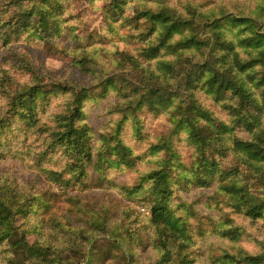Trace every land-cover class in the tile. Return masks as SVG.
Segmentation results:
<instances>
[{
	"label": "trees",
	"instance_id": "trees-1",
	"mask_svg": "<svg viewBox=\"0 0 264 264\" xmlns=\"http://www.w3.org/2000/svg\"><path fill=\"white\" fill-rule=\"evenodd\" d=\"M67 2L3 0L0 51L24 33L54 39ZM88 2L123 28L113 27L110 48L77 41L72 62L93 76L90 85L46 81L26 54L10 51L18 65L5 66L0 54V154L11 152L57 189H19L0 175V264H79L86 256L79 238L92 242L100 233L120 246L134 242L126 246L130 264L141 237L143 251L154 253L149 264H264V237L253 238L237 220H264V0ZM19 70L28 82L15 79ZM210 99L221 100L224 119ZM89 106L105 116L99 164L128 168L150 158L137 182L122 189L146 202L150 215L124 204L122 234L106 229V213L90 209L80 193L96 153ZM150 117L167 128L150 132ZM193 187L214 189L209 204L219 215L203 222L190 205L173 201ZM58 200L69 204V216L57 213ZM207 231L215 239L201 263V244L190 246ZM242 238L257 249H246Z\"/></svg>",
	"mask_w": 264,
	"mask_h": 264
},
{
	"label": "rangeland",
	"instance_id": "rangeland-1",
	"mask_svg": "<svg viewBox=\"0 0 264 264\" xmlns=\"http://www.w3.org/2000/svg\"><path fill=\"white\" fill-rule=\"evenodd\" d=\"M3 0H0V4ZM171 2L177 0H170ZM61 11L59 10V13ZM104 11L98 7V3H89L88 0H68L65 8L60 15L63 31L54 39L45 38L43 40L34 39L35 35L21 34L17 36L16 41L12 44L11 52L24 53L31 60L35 69L42 74L44 80L54 82L56 84H84L90 85L93 76L82 72L72 62V51L77 50V41H87L89 43H97L100 46L110 48L112 42L113 27L123 28L119 23L113 24L105 19ZM59 18H57V21ZM7 49H2L1 64L14 63L18 65L11 53ZM17 72V71H16ZM20 74H15V79L24 84L29 81V77L21 70ZM17 72V73H18ZM223 100L233 101L232 98L223 92ZM57 99V98H56ZM54 99L49 107L45 109V113L52 111ZM221 100H208L207 104L216 112V114L223 119L224 113L220 107ZM89 122L92 124L95 131V147L96 153L93 161L87 166L86 188L81 190L83 201L87 202L90 209L96 212L106 213V229H119L120 234L127 230V219L121 215L119 209L124 204H128L134 212L142 214L141 207H144L148 213L142 215H150V206L146 202L140 201L137 195L133 193L125 194L122 189L124 186H131L137 182L139 175L146 168L150 158L143 156L142 160L134 162L128 168H117L112 165L99 164L98 154L99 143L101 135L106 131L103 120L105 116L100 107L89 106ZM149 130L152 133L164 131L167 126L163 119L150 117ZM22 147L24 144L21 143ZM181 150V157L185 164L190 162L189 150L183 144L179 148ZM18 157L11 152H4L0 154V175L8 176L10 181L15 186L21 188H28L29 185H34L38 189L55 190V186H50L48 182L42 178H37L35 171L30 170L25 165H22ZM214 192L213 188H192L190 190L177 191L173 195V201L184 202L190 205L191 209H195L197 217L203 222L207 221L209 215H219V210L211 206L209 203L213 200L211 196ZM54 197V196H53ZM56 209L59 215H67L69 213L67 208L69 204L64 200H58ZM53 212L55 208L53 207ZM239 223L243 226L247 234L255 239L264 237V220L251 219L246 217L237 218ZM77 222L73 220V224ZM194 234L197 233L195 220L192 221ZM105 229V230H106ZM115 232V231H114ZM143 231L139 232L140 237ZM215 239L214 233L207 231L203 236H196L195 245L190 247H201L198 251V259L201 263L207 261V241ZM82 242V249L86 256L79 257V264H130L128 262V249L126 246H133L131 241L126 245H119L117 239L108 233H100L99 236L88 242L86 238H79ZM116 240V241H115ZM241 245L246 249L255 251L257 249V242L247 238L241 239ZM145 242L142 237L137 240L134 246V254H136L135 264H149L154 259V253L151 249L143 251L141 244ZM1 256V255H0Z\"/></svg>",
	"mask_w": 264,
	"mask_h": 264
},
{
	"label": "built area",
	"instance_id": "built-area-1",
	"mask_svg": "<svg viewBox=\"0 0 264 264\" xmlns=\"http://www.w3.org/2000/svg\"><path fill=\"white\" fill-rule=\"evenodd\" d=\"M140 211H142L143 213H148L149 211H147L144 207L140 208Z\"/></svg>",
	"mask_w": 264,
	"mask_h": 264
}]
</instances>
